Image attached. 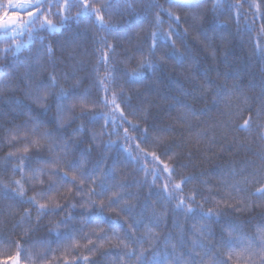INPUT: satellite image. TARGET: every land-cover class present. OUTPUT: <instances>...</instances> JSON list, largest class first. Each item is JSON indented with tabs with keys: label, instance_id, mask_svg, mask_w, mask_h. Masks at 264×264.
<instances>
[{
	"label": "trees",
	"instance_id": "obj_1",
	"mask_svg": "<svg viewBox=\"0 0 264 264\" xmlns=\"http://www.w3.org/2000/svg\"><path fill=\"white\" fill-rule=\"evenodd\" d=\"M9 1L0 0V5H3L0 17L7 11ZM149 2L141 0L136 5L137 17L114 13L112 27L115 31L111 35L98 32L91 21L77 24L74 20L68 22L63 33L40 34L44 37V43L51 44L55 50V71L61 86L66 90L70 88V82L63 79V74L71 76L75 71L77 79L82 82L79 91L87 92L90 101L98 105L93 111L108 114L107 123L98 118L91 122L85 119L72 125V128L81 123L84 125V131L77 137L83 143L74 145L68 159L79 157L91 143L92 151L87 154L86 168H92L99 161L104 162V167L111 168L116 161L115 183L130 186L126 192L134 197L131 201L135 205L133 215L117 216L107 208L101 211L98 206L86 211L80 202L89 199V184L84 186L83 195H76L74 189L71 195L57 196V200L64 206L59 210V215H45L39 220L36 209L32 207L30 221L21 222L24 208L31 206L0 200V264L11 263L10 258L16 255L15 244L18 241L33 256L34 264H40L37 258L42 254L47 256L43 264H118V256L124 250L118 246L119 242L113 238V234L121 238L131 236L129 224L133 223L136 225V233L132 242L136 244V241L142 240L143 246L148 248L152 242L148 240L147 228L154 223L153 208L159 212L164 206L156 194L161 191L167 179V173L162 171L163 166L153 160L150 154L153 151L174 168L172 182L191 178L190 182L183 185L182 195L187 198L195 193L194 206L197 213L201 212L200 204H203L204 212L209 208L219 211L220 214L212 217L207 226L213 235L212 243L217 246L214 251L221 260L227 258V250L219 245L221 239L226 238L225 229L229 225L237 226L242 238H256L259 235L258 229L264 227V202L251 195L264 183V167L260 159L264 152V140L260 139L261 129L264 128V113L257 116V109L264 103V55L261 54L264 49V0H220V6L215 12L212 11L211 0H205L198 9L204 17L200 22L187 15L188 10L174 8L173 11L181 17L179 26L171 22L167 15H162L160 30L167 32L170 24L175 29L173 39L176 40V49L186 57L184 67H177L172 62H157L154 68L144 71L146 78L142 82L126 83L127 77L123 73H131L138 67L140 53L137 49L147 53L150 41H146L145 37L154 30L155 10L152 13L146 12ZM157 2L168 7L165 0ZM52 11L57 10L53 8ZM75 11L72 10L73 16ZM145 15V31L139 32L137 20ZM49 18L59 24V16ZM185 28L188 29L186 33ZM202 31H207L208 39L200 35ZM76 33L81 34L84 40L82 46L74 50L81 63L73 68L74 62L68 59L62 46L68 36ZM125 33L130 41L117 38ZM102 35L107 36L109 43L116 48L114 58L109 55L117 86H123V98L118 102L126 119L119 112L103 107L101 103L104 93L99 90L96 80L105 74L103 63H97L101 55L97 40ZM27 40V32L16 34L14 40L0 39V83L19 85V88L0 92V162L13 150L7 141L9 130L14 131L16 126L28 119L27 115L10 110L6 102L16 99L29 104L24 96L22 77L29 64L36 66L35 57L41 47L40 36L33 37L32 43L28 41L18 53H5L3 49L14 43L23 44ZM96 67H99V77L93 71ZM52 70L53 66L49 63L47 70L36 79H46ZM234 85L239 90H235ZM201 86L203 91L199 90ZM49 103H52L51 98ZM32 108L40 111L36 105H32ZM54 114L53 108L48 118L51 119ZM249 117L252 120L251 131H237ZM181 119L185 122L180 123ZM51 127L49 125L48 130ZM125 128L128 129L127 136ZM144 129H147V133ZM68 131L71 132V128ZM94 134L98 143H92ZM110 141L115 143L106 151L104 145ZM137 144L140 148H137ZM165 152L173 158L169 160ZM53 155L47 146L39 151L33 149L28 153L29 164L32 168L42 167L38 160L51 159ZM253 173L255 178L250 175ZM17 179L22 178L18 173H12L11 166L5 171L0 163V185ZM234 184L245 189L239 195L251 201L253 206L250 210L245 208L236 211L240 205L235 199L226 196L225 189ZM46 187L47 181L44 185L26 183L24 199ZM96 190L99 192V188ZM236 195L233 192V196ZM222 200H228V204L217 203ZM10 203L15 208L12 215L8 214ZM70 204H76V207H68ZM174 204L175 201L167 204L168 215L155 228L158 236L154 238L153 247L145 253L149 258L153 252L164 250L166 237L171 236L175 240L179 235L175 224L183 228L187 239L193 223L198 220V217H185L183 213L174 212ZM69 216L72 219L57 228V223ZM89 217L93 220L103 218L100 222L103 233H93L95 223H86ZM71 229L76 230L73 234L81 245L75 250L74 255L78 257L75 261L73 255L65 253L68 242L63 239V234ZM57 233L61 235L57 236ZM84 233H88L94 241L87 248L84 247L87 240L81 239ZM104 235L109 239H105L103 247H100L101 241L97 236ZM49 248L51 251H48ZM88 248H95V254H89ZM85 255L89 257L87 262L83 261ZM245 259L240 264H244ZM234 260L228 264H234ZM21 264H25L24 253L21 254ZM253 264H264V261L257 255L253 258Z\"/></svg>",
	"mask_w": 264,
	"mask_h": 264
},
{
	"label": "snow or ice",
	"instance_id": "obj_2",
	"mask_svg": "<svg viewBox=\"0 0 264 264\" xmlns=\"http://www.w3.org/2000/svg\"><path fill=\"white\" fill-rule=\"evenodd\" d=\"M141 0H10L7 6V11L4 17L0 18V39H15L16 34L27 32L29 35V44L32 43L33 37L40 36L41 47L38 49L35 62L36 66L29 64L26 67L22 77L24 96L29 101V104H24L23 101L12 99L6 102V106L12 111H19L21 115H27L28 119L21 125L16 126L15 130H9L7 141L12 147L7 155L0 162L4 166L5 171L8 166H11L13 174H19L22 179L13 180L11 182L2 183L0 185V200L18 202L20 204H27L31 207L24 208L23 215L20 218L21 222L30 221L31 208L34 207L37 213V220L45 215H59V210L64 206L57 200V196L71 195L75 189L76 195H83V188L86 184L90 185V197L87 200H82L80 206L86 211H90L94 207H99L101 211L107 208L111 212H115L117 216L131 217L135 205L131 203L134 197L127 193L126 190L130 187L126 184L115 183V169L117 162L114 161L111 168L104 167V162L99 161L92 168H86L87 154L92 151L91 143L87 149L82 151L79 157L69 160V155L72 154L74 145L83 143L78 141L77 137L84 131V125L81 123L78 127L72 128V125L78 121L88 119L90 122L96 119H104L107 123V113H95L93 110L98 106L96 103L90 101L87 92H80L79 88L81 81L77 79L75 71L70 76L67 73L63 74V79L70 82V88L66 90L60 84L55 71V50L51 44L44 43V37L41 33H56L65 30L66 25L70 20H74L77 24L84 21H91L95 24L98 32L108 33L111 35L115 29L112 27V17L114 13L121 15H129L137 17L138 13L136 5ZM168 7L165 8L163 4L157 0H150L146 6V12L152 13L155 10V23L152 25L153 29L150 34L145 37L148 43V51L145 54L140 49V59L138 67L131 73H123L127 77V82H142L146 77L144 71L152 69L159 63L172 62L177 67L183 68L185 63V55L176 49V40L173 36L176 35L175 29L169 25L167 32L160 30L162 24L161 16L167 15L169 20L177 26L181 23L179 14L173 11L174 8L186 9L187 15H191L194 21L200 22L203 20V15L198 11L205 0H165ZM212 11L215 12L220 6V0H211ZM3 5H0L2 8ZM55 8L57 11L53 12ZM75 9L73 16L72 10ZM8 12L15 13L11 19H8ZM59 16V24L53 22L49 17ZM23 17V18H21ZM107 17V19H106ZM147 16L139 17L137 24L139 32L145 31L144 23ZM185 33L188 31L185 28ZM137 32V35H139ZM200 35L208 39L207 31H202ZM119 39H129L127 33L123 36H118ZM179 38V37H178ZM84 37L79 34H73L67 37L65 44L62 46V51L67 52L68 59L73 61V68L81 61L77 60L74 50L81 47ZM163 40L164 43H160ZM101 55L98 64L104 65V76L96 80V84L100 91L104 93L102 105L105 108H110L113 112H119L121 117H124V112L121 104L118 102L123 98V86H117L114 69L111 67L110 55L114 58L116 48L109 43L107 36H100L97 40ZM25 45L14 43L9 47L3 49L5 53H18ZM171 49V50H166ZM264 55V49L261 50ZM132 59V57H128ZM49 63L53 66V70L48 73L46 79H36V77L47 70ZM99 77V67L93 69ZM2 75V73H0ZM14 87L19 88V85H12L9 83H0V92L12 90ZM235 90H239L238 86H233ZM203 91V86L199 89ZM110 94V98H109ZM219 95V93H218ZM52 103H49V99ZM262 100H264V88H262ZM32 105H36L40 111H34ZM55 109L54 116L49 119L48 113ZM89 113H92L89 115ZM264 113V103L257 109V116ZM195 115V113H192ZM126 119V117H124ZM183 119L180 123H184ZM130 123V121H129ZM251 117L245 119L243 124L239 126L237 131H251ZM51 125V130H48ZM71 128V132L68 130ZM42 129H45L42 131ZM127 136L128 129H124ZM147 133V129H144ZM159 141V137L157 138ZM260 139L264 140V128L261 129ZM92 143H98L95 134L93 135ZM115 142L110 141L104 145L107 151ZM47 146L48 150L53 153L51 159H40L38 163L42 167L32 168L29 164L30 157L28 153L36 149ZM137 148H140L137 144ZM128 151V149H125ZM143 152V149H140ZM153 160L161 164L162 171L167 173L166 182L162 185L161 191L156 195L164 202V206L159 212L153 208L152 219L154 221L151 227L147 228L149 247L145 248L144 241L138 240L136 247L133 238L136 233L135 223L129 224V232L131 236L119 237L115 233L113 238L118 240V246L124 251L118 256V264H228L229 261L234 260V264H240L243 258H246L244 264H253V258L259 255L260 259L264 261V227L258 229L259 235L256 238H242L239 235L238 227L229 225L226 229V238L220 241L221 247L227 250V258L221 260L219 255L214 251L216 245H213V235L207 226V222L214 216L220 213L218 210L209 208L207 212L202 211L203 204L199 205L201 212L197 213L196 195L185 198L183 193V185L190 182L191 178H182L178 182H172V177L175 174L173 167L161 159L156 152L150 153ZM131 155V153H130ZM164 155L171 160L173 157L169 156L167 152ZM137 159V157H132ZM260 159L262 167H264V152L261 153ZM259 171V169L257 170ZM253 175L255 178V174ZM26 177V179H25ZM46 178V179H45ZM47 181L46 189L35 192L31 197H26V183L32 185H44ZM153 184H155V172L153 173ZM99 188V192H97ZM245 189L237 185H231L225 189L226 196L230 199H235L240 207H236V211H243L245 208L251 209L252 203L245 196L239 194ZM233 192L237 195L234 197ZM251 195L257 197L261 202H264V183L255 189ZM96 197L97 199H92ZM175 201L173 211L183 213L185 217H198V220L193 223L192 230L188 234L187 239L183 228L179 224L174 226L178 229L179 235L175 240L169 236L165 239V246L163 251L153 252L151 258L145 255L155 242L154 238L158 236L155 228L167 217V204ZM219 203L228 204V200L218 201ZM258 206V205H257ZM68 207L75 208L76 204H70ZM147 207V205H146ZM15 213V208L12 203L9 204V215ZM72 217H67L57 223V228L64 226L71 220ZM102 217L93 220L89 217L86 223H95L93 233H103L104 229L100 226ZM76 230L71 229L69 232L63 234V239L68 243L65 245V253L73 255V260L78 259L74 255L75 250L81 247L79 240L73 234ZM83 232V229L80 230ZM57 233V236H60ZM81 239L87 240L84 245H93L94 241L88 233H84ZM101 241L100 247H103V241L109 239L106 235L97 236ZM4 243H7L4 241ZM16 255L11 257L12 264H21V254H25V264H34L33 256L23 248L21 242H16ZM186 249V251H185ZM48 251H51L49 248ZM95 248H88L89 254H95ZM88 256H83V261H88ZM40 264L47 259L46 255H40L38 258ZM67 264V262H66Z\"/></svg>",
	"mask_w": 264,
	"mask_h": 264
},
{
	"label": "rangeland",
	"instance_id": "obj_3",
	"mask_svg": "<svg viewBox=\"0 0 264 264\" xmlns=\"http://www.w3.org/2000/svg\"><path fill=\"white\" fill-rule=\"evenodd\" d=\"M9 2H10V1H9ZM9 2H8V3H9ZM7 6H8V4L6 5V9H7ZM5 12H6V11H5ZM5 12L2 13V16H4V13H5ZM7 15H8V17H13V16H15L16 14H15V13H12V12H8ZM2 16H1V17H2ZM1 17H0V18H1ZM21 18H23V17H21ZM28 41H29V40H27V41H26L25 43H23L22 45H26V44L28 43ZM10 264H12V261H11Z\"/></svg>",
	"mask_w": 264,
	"mask_h": 264
},
{
	"label": "water",
	"instance_id": "obj_4",
	"mask_svg": "<svg viewBox=\"0 0 264 264\" xmlns=\"http://www.w3.org/2000/svg\"><path fill=\"white\" fill-rule=\"evenodd\" d=\"M12 17H8V19H11Z\"/></svg>",
	"mask_w": 264,
	"mask_h": 264
}]
</instances>
